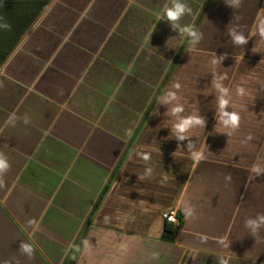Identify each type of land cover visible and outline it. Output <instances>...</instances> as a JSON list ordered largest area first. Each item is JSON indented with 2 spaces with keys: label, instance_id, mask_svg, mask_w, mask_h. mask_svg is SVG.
I'll return each mask as SVG.
<instances>
[{
  "label": "crops",
  "instance_id": "obj_1",
  "mask_svg": "<svg viewBox=\"0 0 264 264\" xmlns=\"http://www.w3.org/2000/svg\"><path fill=\"white\" fill-rule=\"evenodd\" d=\"M183 2L192 14L181 25L201 18L198 43L168 24L171 0H51L0 66V152L11 165L0 204L49 264H264V228L245 227L264 214V175L250 171L264 162V41L237 46L230 35H251L264 0ZM222 55L215 70L241 116L232 135L212 87L210 61ZM174 82L184 115L206 122L190 137L206 156L198 163L160 104ZM172 210L176 226L163 219Z\"/></svg>",
  "mask_w": 264,
  "mask_h": 264
},
{
  "label": "clouds",
  "instance_id": "obj_2",
  "mask_svg": "<svg viewBox=\"0 0 264 264\" xmlns=\"http://www.w3.org/2000/svg\"><path fill=\"white\" fill-rule=\"evenodd\" d=\"M241 4L242 0H229L228 5L229 7L238 8L241 6ZM191 14V7L183 2V0H171L170 6L165 5L164 7V16L166 17V20L171 28L174 31H178L179 35L181 36L187 34L193 43H198L202 39V34L198 33L194 27L190 25H181L180 23V21L186 15ZM0 28L10 30L11 25L8 23L0 24ZM230 35L233 44L237 46H245L253 36L257 37L260 41H264V10H261L260 14H258L255 27L250 36H245L242 32H239L235 29L230 32ZM225 55H222L219 58L213 56L210 61L213 68L212 87L216 92L215 100L217 106L218 122L228 135H232L240 128L241 116L236 111H229L232 102V93L230 89L223 83L228 78L227 74H219L215 70L216 67L220 65V62L225 59ZM0 87H3L2 82H0ZM181 87L182 85L179 82H174L171 88L160 97V104L166 106L167 108V111L164 113V115L170 118L169 123L172 137L177 141H188L187 151L190 155V158L194 162L198 163L206 159V156L203 150L196 148L195 143L190 139V137L194 130L205 128L206 122L205 119L198 113L184 115L185 105L182 103V97L179 95ZM235 93L240 98H243L247 95L246 89L243 86H237ZM19 119L21 118L13 115L9 118L8 123L12 126H15L16 121ZM23 122L27 124L30 122V120L25 117ZM127 134L130 136L132 134L131 130H128ZM251 139L252 137L249 136L248 140ZM134 155L142 159L146 164L151 159L150 154L143 151H137L134 153ZM10 168L11 165L9 163L8 157L3 152H0V189H3L6 186L4 177ZM250 171L257 177L264 175V162L254 163ZM152 172L153 169L151 167H147L145 169V177H151ZM228 179H230V177H228ZM184 214L186 219L194 218V208L190 204H186L184 207ZM29 223L31 224L32 221H29ZM245 227L249 229L251 234H257L261 228H264V214L257 215L255 218L246 219ZM219 242L221 245L228 246L224 239H221ZM20 252L21 254L27 256L28 259L33 258L34 250L27 243H21ZM153 256H158V253H154ZM219 264H225L224 260L221 259Z\"/></svg>",
  "mask_w": 264,
  "mask_h": 264
},
{
  "label": "trees",
  "instance_id": "obj_3",
  "mask_svg": "<svg viewBox=\"0 0 264 264\" xmlns=\"http://www.w3.org/2000/svg\"><path fill=\"white\" fill-rule=\"evenodd\" d=\"M50 2L51 0H0V24L11 25L10 30L0 28V66L8 59ZM203 16L202 13V18ZM200 21L201 18L197 20L195 30ZM179 218L182 219V216L179 215ZM88 226L89 224L86 225L87 228ZM172 236L173 231L167 225L164 240L172 241Z\"/></svg>",
  "mask_w": 264,
  "mask_h": 264
},
{
  "label": "water",
  "instance_id": "obj_4",
  "mask_svg": "<svg viewBox=\"0 0 264 264\" xmlns=\"http://www.w3.org/2000/svg\"><path fill=\"white\" fill-rule=\"evenodd\" d=\"M29 244L34 255L32 259L21 254V243ZM0 264H49L41 252L33 245L24 231L0 204Z\"/></svg>",
  "mask_w": 264,
  "mask_h": 264
},
{
  "label": "built area",
  "instance_id": "obj_5",
  "mask_svg": "<svg viewBox=\"0 0 264 264\" xmlns=\"http://www.w3.org/2000/svg\"><path fill=\"white\" fill-rule=\"evenodd\" d=\"M163 219L165 220L167 224H170L173 226L178 225L179 219H178L177 212L175 210H172V211H169L163 214Z\"/></svg>",
  "mask_w": 264,
  "mask_h": 264
}]
</instances>
